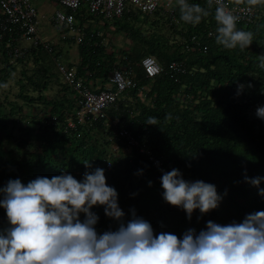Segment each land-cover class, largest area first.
<instances>
[{
	"label": "trees",
	"instance_id": "16d2710c",
	"mask_svg": "<svg viewBox=\"0 0 264 264\" xmlns=\"http://www.w3.org/2000/svg\"><path fill=\"white\" fill-rule=\"evenodd\" d=\"M229 1L249 5L247 0ZM191 2L209 10V15L196 24L180 18L177 3L173 15L160 10L150 15L125 13L119 19L104 20L101 26L90 24L94 17L87 14L85 6L75 13V26H85L87 35L81 44L64 42L77 47L79 60L77 65L63 63L94 92L95 83L103 89L114 69L131 70L138 82L137 87L121 94L117 105L120 125L140 143L146 136L148 153L133 147L117 164L110 146L122 151L124 145L113 136L107 119L91 121L87 116L76 129L65 128V119L78 108L73 91L56 72L59 57L54 48L48 53L41 46H31L25 57L12 61L3 52L5 42H1L0 186L10 178L27 183L36 176L51 177L62 171L80 179L85 171L105 169L111 161V169L105 171L106 182L117 189L126 219L134 207L137 215L151 222L155 233L173 232L178 237L189 228L198 232L207 220L239 222L247 213L264 209V196L258 193V187L264 188V180L258 187L244 180L245 175L264 176V119L256 115L257 107L264 105V69L257 64L259 55H264V0L253 5L250 21L237 23L254 33L253 42L245 49H225L216 44L215 7L204 0ZM100 30L101 38L90 37V32ZM110 30L128 46L117 51L111 42L102 45ZM209 32L213 34L210 37ZM170 35L183 42L196 36L208 50L184 53L183 43ZM145 57H153L164 69L180 61L185 68L182 73L146 78L139 65ZM18 65L22 66L19 73ZM7 82L18 87L12 99L3 94ZM238 83L245 85L239 94ZM107 115L110 117L112 110ZM150 116L158 118L157 125L146 123ZM150 155L160 160L165 171L178 168L185 179L212 182L226 195L216 209L203 216L197 209L189 220L184 210L163 200L160 177L164 171L151 166ZM88 160L90 167L84 164ZM140 169L143 171L138 172ZM93 211L100 217L96 225L99 231L114 227L103 206H94ZM6 225L5 210L0 207V228Z\"/></svg>",
	"mask_w": 264,
	"mask_h": 264
},
{
	"label": "clouds",
	"instance_id": "9594fccd",
	"mask_svg": "<svg viewBox=\"0 0 264 264\" xmlns=\"http://www.w3.org/2000/svg\"><path fill=\"white\" fill-rule=\"evenodd\" d=\"M247 2L256 5L262 0ZM177 4L180 18L187 23H199L209 15L200 3L177 0ZM214 18L216 44L245 49L253 42L254 33L237 26L240 17L224 0H216ZM257 64L264 69V55H259ZM244 87L238 83L237 93ZM256 115L264 119V105L257 107ZM157 122L155 116L146 121ZM84 164L90 167V160ZM244 180L258 187L264 176L245 175ZM160 184L163 200L184 210L189 220L197 209L201 216L216 209L226 195L212 182L185 179L178 168L164 171ZM258 193L264 196V188L258 187ZM94 206H103L114 227L97 229L100 217ZM0 207L7 218V225L0 228V264H264V209L247 213L239 222L207 220L198 232L189 228L181 237L155 233L134 207L126 219L118 191L106 182L103 167L85 171L80 179L67 171L36 176L27 183L10 178L0 186Z\"/></svg>",
	"mask_w": 264,
	"mask_h": 264
},
{
	"label": "built area",
	"instance_id": "2783aa9c",
	"mask_svg": "<svg viewBox=\"0 0 264 264\" xmlns=\"http://www.w3.org/2000/svg\"><path fill=\"white\" fill-rule=\"evenodd\" d=\"M41 0H0V43H4L3 52L12 60L25 57L31 46H41L45 51L52 52L51 41L43 39L38 29L37 10L34 4ZM55 5L63 7L65 12H55L50 21L51 27L56 31L59 42H73L81 44L86 38L85 26L76 27L75 13L83 5L87 14L93 17H101L111 21L119 19L125 13H139L150 15L156 10H160L168 15H173V6L177 0H47ZM207 4L216 8V0H204ZM226 7L235 13L240 19L237 23L247 22L253 18V5L233 4L229 0H224ZM111 30L105 33V38L101 44L110 43ZM212 32L208 36H212ZM103 36L102 31L90 32V37ZM24 40L29 42V47H22L19 42ZM183 52L185 53H206L208 46L202 40L192 36L187 42H183ZM140 66L146 78H154L162 73L170 75L182 73L184 62H172L164 69L153 57H146L141 60ZM56 70L63 82L69 87L75 97L76 112L65 119V128L76 129L78 124L84 123L87 116H91V121L107 119L112 127L113 136L121 140L124 150L130 151L133 147H139L140 152L148 153V138H141V143L128 129L122 127L121 116L117 105L121 94L138 85L132 75L131 70L114 69L108 78L106 86L95 92L84 85L83 81L76 75L74 70L67 67L62 62L56 63ZM112 110L109 117L107 112ZM55 118H52L54 121ZM113 136H110L109 141ZM112 137V138H111ZM115 140V139H114ZM149 162L157 170L165 171L159 159L149 156ZM111 163L107 162L105 171L111 169Z\"/></svg>",
	"mask_w": 264,
	"mask_h": 264
},
{
	"label": "rangeland",
	"instance_id": "374dc122",
	"mask_svg": "<svg viewBox=\"0 0 264 264\" xmlns=\"http://www.w3.org/2000/svg\"><path fill=\"white\" fill-rule=\"evenodd\" d=\"M34 7L37 10V21H38L39 33L41 34L43 39H47V40L51 41V45L55 50L54 54H58V57H59L58 60L62 61L64 63H73L74 65H77L78 60H79V57L77 54V47L70 45V44H65V43L59 42L57 37H56V35H57L56 31L50 25V21H51L52 17L54 16L55 12H57V11L65 12L66 10L63 7H61L59 5H55V4H53L47 0H41L37 3H35ZM103 21H104V19L101 17H94L93 20L90 21L91 22L90 24L101 26ZM111 36H112V38L109 40L111 42V47H114V49H116L117 51L120 48L128 46V43L125 42V40L122 37L117 36V35H112V34H111ZM170 36L172 37L173 40H177V41L179 40V37H174L173 35H170ZM28 43L29 42L21 40L19 42V45L27 48V47H29ZM178 43L181 45L183 43V40L178 41ZM182 46H183V44H182ZM114 52H116V51L114 50ZM0 59H1V54H0ZM28 67H30V65ZM184 68H185V66H184ZM21 70H22V66L18 65L16 72L19 73ZM60 83H61V80L59 78L58 86L61 85ZM7 84H8V82L6 83V85L2 89L4 91L3 94L8 96L10 99H12L18 91V87L14 83H10L8 85ZM56 88H58V87H56ZM3 94L1 93V97L4 98ZM124 152H125L124 149L122 151L117 150L116 145L110 146V153H111V155L115 161V164H117L119 161H121L120 158H122V154ZM110 163H111V161H110Z\"/></svg>",
	"mask_w": 264,
	"mask_h": 264
},
{
	"label": "crops",
	"instance_id": "0c3cea01",
	"mask_svg": "<svg viewBox=\"0 0 264 264\" xmlns=\"http://www.w3.org/2000/svg\"><path fill=\"white\" fill-rule=\"evenodd\" d=\"M95 84H96L97 88L100 86V84H99V83H97V82H96Z\"/></svg>",
	"mask_w": 264,
	"mask_h": 264
}]
</instances>
